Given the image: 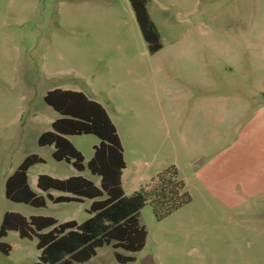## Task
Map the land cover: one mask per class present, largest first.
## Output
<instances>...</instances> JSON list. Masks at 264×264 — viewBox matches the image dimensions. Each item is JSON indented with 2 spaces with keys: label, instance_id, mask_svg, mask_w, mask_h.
Instances as JSON below:
<instances>
[{
  "label": "rangeland",
  "instance_id": "obj_1",
  "mask_svg": "<svg viewBox=\"0 0 264 264\" xmlns=\"http://www.w3.org/2000/svg\"><path fill=\"white\" fill-rule=\"evenodd\" d=\"M148 11L163 45L154 55L129 0H0V227L6 212L54 217L59 223L90 217L88 199L59 204L47 199L46 207L36 208L6 198L8 177L31 154L45 161L28 172L34 191L40 192V175L83 176L99 186L100 178L87 168L99 144L96 136L69 137L85 158L83 172L55 161L53 146L38 145L60 118L45 95L54 89L80 91L101 103L117 127L128 162L127 195L145 190L175 166L192 197L161 221L150 204L142 209L148 237L141 252L104 246L83 264H121L116 252L134 258L127 264H143L149 257L153 264H264V164L256 187L253 169L244 166L242 190L235 181L243 132L190 129L196 95H244L246 109L264 108V0H150ZM206 56L211 66L203 64ZM215 99L220 110L222 102ZM166 125L188 131L189 139L176 134L175 148L171 140L161 143L155 130ZM257 142L264 143V136ZM197 156L204 159L202 166L194 164ZM220 158L224 183L214 178L217 164L214 170L210 164ZM1 241L12 250L0 252V264L38 262L36 238L9 232Z\"/></svg>",
  "mask_w": 264,
  "mask_h": 264
},
{
  "label": "trees",
  "instance_id": "obj_2",
  "mask_svg": "<svg viewBox=\"0 0 264 264\" xmlns=\"http://www.w3.org/2000/svg\"><path fill=\"white\" fill-rule=\"evenodd\" d=\"M150 0H129L141 35L150 54L162 48L161 35L152 21L148 3ZM45 103L60 118L52 123V130L38 139L40 147L53 146L52 157L57 162L71 164L77 171L86 169L85 158L69 140L71 136L94 135L99 144L87 164L92 175L100 178L97 186L83 176L57 179L40 175L34 191L29 184V170L44 159L36 154L27 156L6 181V198L14 203L36 208L47 205V199L55 204L80 203L91 200L87 210L90 217L83 223L74 220L59 223L54 217L32 216L6 212L0 227V252L9 255L12 247L1 240L9 232H16L22 239L36 238L39 260L35 264H83L97 255L98 249L112 246L130 253L141 252L148 232L141 224L142 209L150 204L153 214L161 221L191 203L192 197L179 178L177 169L171 166L158 174L146 187L130 196L122 185L126 169L125 151L117 127L105 107L80 91L54 89L44 97ZM56 191L64 195L52 196ZM121 264L134 258L115 253Z\"/></svg>",
  "mask_w": 264,
  "mask_h": 264
},
{
  "label": "crops",
  "instance_id": "obj_3",
  "mask_svg": "<svg viewBox=\"0 0 264 264\" xmlns=\"http://www.w3.org/2000/svg\"><path fill=\"white\" fill-rule=\"evenodd\" d=\"M162 49L163 46L161 50ZM202 59H204L203 64L205 66H211V61L208 60L207 56L202 57ZM215 98H218V101L222 102V106H221L222 108H220V110L217 109L215 106V101H216ZM194 101L197 104H196V109L194 110V114L192 115L193 119H191L193 123V126L190 127L191 131L192 132L198 131V133L200 132V134H202V133H206L207 131L212 133V132H217L220 129L223 131L224 129L230 130L232 128H236L238 129V132H240V134L241 132H243L245 140L244 142H242L239 148L238 164L240 170H238L237 172L238 176H237V181H235V183L236 186L240 187L242 190H245L247 188L245 183L247 178L246 175L244 174L245 172L244 166L246 165V166H251V168L253 169L252 182L255 184V187L256 185H259L261 178L258 173V170L260 166L264 164V143H259L257 142V140L259 137L261 138L264 136V108L259 107L256 110L246 109L244 104L245 102L244 95L216 96L212 93H205L204 95H200L199 97L197 95L194 96ZM231 102L233 103V105L230 107ZM198 107L200 109H198ZM142 129H143L142 133H150L149 128H142ZM175 129L176 128L171 127L170 125H166L163 128L160 127L157 128L155 131L157 132L159 138L162 139L161 143H165L166 140L169 141L171 140L172 148H175L176 147L175 141L172 140H174V136H176V134H180L183 141L189 139V137H187L188 131L184 130L183 132L181 131L178 132ZM155 131L152 130V132ZM250 139H253L254 142H250ZM190 146H192V141H190ZM195 158L196 161L194 160V164L198 166H202V164L204 163V159L199 160L198 156ZM125 161L127 166L123 172L122 185H123V178L125 172L128 169V162L126 160V157H125ZM153 162L154 160H152V163ZM224 162H225L224 159L220 158L210 163L212 165L211 168L213 170L215 165L217 164V176H214V178H216V181L222 180L221 182L223 183L225 177L224 174H222L223 172L219 171V168L220 167L223 168ZM207 171H206V175L208 174L209 176H211V174L207 173ZM128 180L130 181V178ZM123 190H124V185H123ZM258 191H261V189H259ZM62 195L64 194L62 193L61 195L52 194V196L54 197H59ZM125 195L127 194L125 193Z\"/></svg>",
  "mask_w": 264,
  "mask_h": 264
},
{
  "label": "water",
  "instance_id": "obj_4",
  "mask_svg": "<svg viewBox=\"0 0 264 264\" xmlns=\"http://www.w3.org/2000/svg\"><path fill=\"white\" fill-rule=\"evenodd\" d=\"M143 264H153L152 261H151V258H147L143 261Z\"/></svg>",
  "mask_w": 264,
  "mask_h": 264
}]
</instances>
